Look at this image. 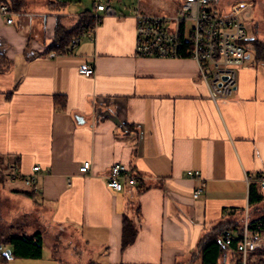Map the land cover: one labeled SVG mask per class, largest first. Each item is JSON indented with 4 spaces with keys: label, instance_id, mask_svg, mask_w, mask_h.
Masks as SVG:
<instances>
[{
    "label": "crops",
    "instance_id": "obj_1",
    "mask_svg": "<svg viewBox=\"0 0 264 264\" xmlns=\"http://www.w3.org/2000/svg\"><path fill=\"white\" fill-rule=\"evenodd\" d=\"M46 1L47 8L17 0L11 23L0 14V172L13 165L41 171L33 188L4 179L11 187L0 190L2 221L18 218L15 227L26 234L41 232L54 264L187 262L209 232L240 227L244 177L264 176V61L248 51L231 97L217 109L194 60L134 54L133 13L102 17L94 42L83 38L72 52L50 57L56 23L70 28L88 10L61 14ZM70 17H77L72 25L61 19ZM82 64L93 65V77L78 73ZM84 161L91 169L83 175ZM114 163L143 179L111 190L103 175ZM188 170L204 181L196 198L199 181ZM29 190L32 198L23 194ZM17 198L31 207L24 201V211L6 213L5 201ZM137 209L136 237L121 249L123 215ZM70 236L77 247L72 239L58 245ZM230 256L228 249L226 263Z\"/></svg>",
    "mask_w": 264,
    "mask_h": 264
},
{
    "label": "built area",
    "instance_id": "obj_2",
    "mask_svg": "<svg viewBox=\"0 0 264 264\" xmlns=\"http://www.w3.org/2000/svg\"><path fill=\"white\" fill-rule=\"evenodd\" d=\"M219 6L220 0H182L173 15L145 13L139 7L132 15L135 23L134 54L138 57L194 60L198 76L207 89L208 98L217 109L222 101L231 97L237 82V72L246 64L248 50L242 42L248 38L246 19L250 16L245 8L224 13ZM94 9L93 13L88 14L91 26L82 36L70 41L68 53L72 52L83 38L95 41L96 28L102 17L117 15L113 7L100 0L94 4ZM0 14L7 23H11L12 11L7 4L0 5ZM62 54L51 52L49 56ZM77 71L89 78L94 76L92 64H82L78 66ZM90 169V161H84L78 167V171L83 175L88 174ZM0 174L7 181L22 180L25 185L33 188L41 171L38 165H34L29 173L24 174L13 165ZM186 174L199 181L192 193V197L196 198L203 190L204 181L199 171L188 170ZM103 178L106 186L113 191H121L125 184L135 185L143 179L122 163L112 164ZM244 181L248 186L256 183L260 190H264V176L245 175ZM250 226L247 203L243 209V220L235 246L238 261L231 264H250L253 258L251 253L264 252V232H258L262 226L260 221L255 223V230H251ZM233 238L232 230H225L220 236L222 243L228 248Z\"/></svg>",
    "mask_w": 264,
    "mask_h": 264
},
{
    "label": "trees",
    "instance_id": "obj_3",
    "mask_svg": "<svg viewBox=\"0 0 264 264\" xmlns=\"http://www.w3.org/2000/svg\"><path fill=\"white\" fill-rule=\"evenodd\" d=\"M6 0H0V5L5 3ZM9 10H17V0H9ZM89 11L84 12L78 20V22L70 27L63 28L59 25V22L55 26V41L48 48V52H61L67 54V48L70 45V41L78 36H82L86 30L91 26V20L88 16ZM249 52H252L254 59L257 61H264V43L254 38H247L242 42ZM62 99L64 104V98L54 96V103L57 104ZM32 190L23 191V194L32 198ZM248 205L249 212L251 213V230H255V223L260 221L261 227L258 232H264V191H259V186L256 184L249 185L248 191ZM135 217H129L126 214L122 218V235H121V249L126 248L133 243L137 234V221L139 219V209L136 211ZM1 219V218H0ZM16 229V230H15ZM234 238L231 246L226 247L220 236V232H209L198 246V261L199 264H227L225 261L226 250L230 249L229 264L238 261V254L235 251V246L238 241V235L240 233V227H234ZM42 235L37 231L31 235L26 234L20 228L9 226L0 227V260L5 261L7 257L3 254L2 250L5 247L10 248V255L17 258L24 259H38L42 256ZM253 257L250 264H264V252L256 251L251 253ZM191 261L179 262L176 264H191ZM123 264V263H121Z\"/></svg>",
    "mask_w": 264,
    "mask_h": 264
},
{
    "label": "rangeland",
    "instance_id": "obj_4",
    "mask_svg": "<svg viewBox=\"0 0 264 264\" xmlns=\"http://www.w3.org/2000/svg\"><path fill=\"white\" fill-rule=\"evenodd\" d=\"M57 4L56 7H59V11L61 14L64 13H70V14H79L86 10L93 13L94 12V4L97 3L99 0H53ZM104 4H108L109 6L113 7L118 13H124V14H131L136 9L137 5L141 8L142 12L145 13H152V14H162V15H173L175 12H177L179 8V4L182 0H100ZM47 1L46 0H38L39 5L35 6H43L47 8ZM37 3V4H38ZM60 5V6H57ZM222 8V12H230L232 10H238L245 8L246 11H249L250 16L248 19H246V24L248 26V37L258 39L262 43H264V0H220V6ZM66 19L67 22H69L70 25L74 24L77 20V17H70V18H61ZM60 19V20H61ZM61 20V21H62ZM85 39V38H84ZM85 41V40H84ZM250 55H253L252 52H250ZM3 169V168H2ZM1 173V172H0ZM11 187V184L7 183L4 178L0 174V190H9ZM30 203V207L32 205L31 200H28V198H20V199H14L11 201V203H6V210L7 213H16L19 212L18 210L24 211V208H28V204ZM29 201V202H28ZM2 214L3 212L0 210V227L3 225L9 226L12 225L15 227L18 222V218L13 220L12 222H3L2 221ZM249 216L251 218V213L249 212ZM20 220V219H19ZM32 222V220H30ZM35 223V222H34ZM16 230V229H15ZM72 239V240H71ZM66 240L74 241L76 238L69 237V238H63L58 239V245L62 246L63 242ZM77 242H73V246H78V240ZM52 252V254H51ZM54 253V250L48 249L47 247L44 248V251L42 250V257L38 259H31L28 261H23L20 258H13L12 260H6L9 264H54V260H52V255ZM198 254L195 253L194 256H192L191 264H198L197 262ZM1 261V260H0ZM56 261V260H55ZM58 262V261H57ZM97 262V264H106L104 261H93Z\"/></svg>",
    "mask_w": 264,
    "mask_h": 264
},
{
    "label": "water",
    "instance_id": "obj_5",
    "mask_svg": "<svg viewBox=\"0 0 264 264\" xmlns=\"http://www.w3.org/2000/svg\"><path fill=\"white\" fill-rule=\"evenodd\" d=\"M3 254H4L6 257H8V258L11 257V255H10V251H9V250H5V251L3 252Z\"/></svg>",
    "mask_w": 264,
    "mask_h": 264
}]
</instances>
